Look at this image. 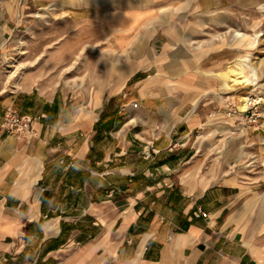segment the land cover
Returning <instances> with one entry per match:
<instances>
[{"label":"crops","instance_id":"0c3cea01","mask_svg":"<svg viewBox=\"0 0 264 264\" xmlns=\"http://www.w3.org/2000/svg\"><path fill=\"white\" fill-rule=\"evenodd\" d=\"M151 17L134 31L105 25L130 58L126 81L146 74L134 85L107 97L31 89L0 99V264H264V225L245 229L249 189L183 181L189 151L169 143L201 120L183 99L192 82L180 62L136 47ZM113 96L123 120L95 142ZM8 107L32 117V133L4 130Z\"/></svg>","mask_w":264,"mask_h":264},{"label":"rangeland","instance_id":"374dc122","mask_svg":"<svg viewBox=\"0 0 264 264\" xmlns=\"http://www.w3.org/2000/svg\"><path fill=\"white\" fill-rule=\"evenodd\" d=\"M130 4L154 7L136 47L152 59L180 62L191 78L183 99L192 101L191 113L201 121L169 143L170 150L189 151L180 168L183 181L240 180L249 189L245 229L264 225V0H0V99L31 89L82 97L104 91L107 97L134 85L146 74L126 81L130 58L115 47L102 20L103 11ZM234 31L254 38V46L233 44ZM243 54L255 67L251 84L225 87L207 76ZM242 96L249 97L245 111L239 109ZM119 99L105 102V120L111 114L123 120Z\"/></svg>","mask_w":264,"mask_h":264},{"label":"bare ground","instance_id":"6f19581e","mask_svg":"<svg viewBox=\"0 0 264 264\" xmlns=\"http://www.w3.org/2000/svg\"><path fill=\"white\" fill-rule=\"evenodd\" d=\"M99 1V0H95ZM123 9V10H122ZM122 9L105 10L102 13V20L104 26L107 25L112 28L113 32L121 33L122 31H134L140 24V19L152 14L154 7H144L142 5H128ZM148 22V21H147ZM145 23L146 27L150 26V23ZM115 30V31H114ZM233 44L237 46L247 45L254 46L255 39L247 36L244 33L234 31ZM249 54H243L235 59V63L228 65L224 70L217 72L207 73V76H213L220 79L225 87L230 85H247L252 83L253 77H255V67L249 63ZM190 95V94H189ZM188 98V97H186ZM249 104V97L242 96L240 100L239 109L241 111L247 110ZM196 171L191 179L195 181ZM204 180V178H202ZM195 184V182H194Z\"/></svg>","mask_w":264,"mask_h":264},{"label":"built area","instance_id":"2783aa9c","mask_svg":"<svg viewBox=\"0 0 264 264\" xmlns=\"http://www.w3.org/2000/svg\"><path fill=\"white\" fill-rule=\"evenodd\" d=\"M32 120L30 115L22 114L15 108L8 107L1 117V126L9 133L27 135L32 133ZM70 165H75V162L72 161Z\"/></svg>","mask_w":264,"mask_h":264},{"label":"trees","instance_id":"16d2710c","mask_svg":"<svg viewBox=\"0 0 264 264\" xmlns=\"http://www.w3.org/2000/svg\"><path fill=\"white\" fill-rule=\"evenodd\" d=\"M109 103H108V105H109ZM113 113H116V112L114 111ZM111 115L107 118V120H105L106 116H105L104 111H103L100 114L99 120L94 124L95 135H94L93 139L95 140V142L100 140L101 137H99V136L103 130L107 131V130L113 128V125H114L116 118H115V114H111ZM93 151H94V148L91 147L90 151L87 155V158L85 159V162H87L92 157Z\"/></svg>","mask_w":264,"mask_h":264}]
</instances>
